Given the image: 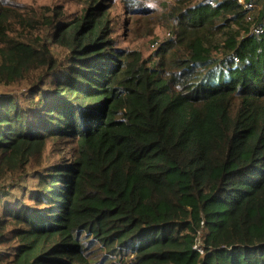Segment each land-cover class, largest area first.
I'll use <instances>...</instances> for the list:
<instances>
[{"label": "trees", "instance_id": "1", "mask_svg": "<svg viewBox=\"0 0 264 264\" xmlns=\"http://www.w3.org/2000/svg\"><path fill=\"white\" fill-rule=\"evenodd\" d=\"M0 264H264V0H0Z\"/></svg>", "mask_w": 264, "mask_h": 264}]
</instances>
